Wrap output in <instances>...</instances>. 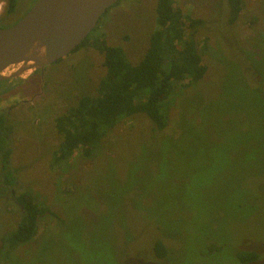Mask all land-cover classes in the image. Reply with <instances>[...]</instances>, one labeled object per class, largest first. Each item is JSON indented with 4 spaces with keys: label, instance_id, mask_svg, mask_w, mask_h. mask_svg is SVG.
Here are the masks:
<instances>
[{
    "label": "rangeland",
    "instance_id": "rangeland-1",
    "mask_svg": "<svg viewBox=\"0 0 264 264\" xmlns=\"http://www.w3.org/2000/svg\"><path fill=\"white\" fill-rule=\"evenodd\" d=\"M175 1L205 21L197 38L207 40L208 70L176 96L164 130L138 114L121 120L91 157L76 152L55 164L61 139L55 118L96 93L104 56L88 45L20 80L0 82L18 170L14 188L0 183V239L18 223L14 198L22 191L54 211L10 261L264 264V0H244L232 25L227 0ZM35 2L17 0L3 21L14 23ZM5 9L7 0H0V17ZM101 18L96 33L123 48L130 63L140 62L158 28L156 0H121ZM158 238L170 250L161 263L150 250ZM241 250L260 256L243 262Z\"/></svg>",
    "mask_w": 264,
    "mask_h": 264
},
{
    "label": "trees",
    "instance_id": "trees-1",
    "mask_svg": "<svg viewBox=\"0 0 264 264\" xmlns=\"http://www.w3.org/2000/svg\"><path fill=\"white\" fill-rule=\"evenodd\" d=\"M7 3L6 15H10L17 8V0H7ZM243 4L244 0L225 2L229 25L239 19ZM156 15L158 28L151 34L146 54L137 64L128 61L123 48L110 45L104 34H97L98 26L73 51L93 46L104 56L106 74L95 94L79 97L55 118V127L61 138L54 150L55 164L67 163L76 152L91 157L108 132L121 120L138 114L146 115L154 123L155 129L164 130L169 123L170 105L176 101V96L205 77L208 68L203 51L207 40L201 44L197 38L198 28L205 25V21L185 13L176 6L175 0H156ZM4 18H0V27L10 26L5 24ZM11 131L8 116L2 110L0 183L7 190L18 183V170L11 164ZM14 200L19 206L20 218L14 229L1 236L0 264H15V261H10L13 252L38 238L42 217L48 214L54 216V211L41 197L29 190L17 194ZM150 250L152 259L157 263L170 258V250L161 238L152 243ZM259 256L254 250L239 252L243 262L257 261ZM174 259H170L172 263Z\"/></svg>",
    "mask_w": 264,
    "mask_h": 264
},
{
    "label": "water",
    "instance_id": "water-1",
    "mask_svg": "<svg viewBox=\"0 0 264 264\" xmlns=\"http://www.w3.org/2000/svg\"><path fill=\"white\" fill-rule=\"evenodd\" d=\"M119 0H36L0 27V81L25 77L72 53Z\"/></svg>",
    "mask_w": 264,
    "mask_h": 264
},
{
    "label": "flooded vegetation",
    "instance_id": "flooded-vegetation-1",
    "mask_svg": "<svg viewBox=\"0 0 264 264\" xmlns=\"http://www.w3.org/2000/svg\"><path fill=\"white\" fill-rule=\"evenodd\" d=\"M7 5H8V3H7ZM6 12H7V9H5V11H4V13H3V16H1L0 18H3V17L6 15ZM11 14H13V13H11ZM6 16H7V15H6ZM6 16H5V17H6ZM20 18H22V17H18L17 20H16L14 23H16ZM14 23H12V24H14ZM12 24H11V25H12Z\"/></svg>",
    "mask_w": 264,
    "mask_h": 264
}]
</instances>
